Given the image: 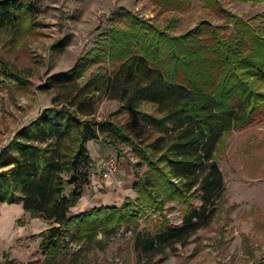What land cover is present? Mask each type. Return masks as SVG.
Masks as SVG:
<instances>
[{"label": "trees", "instance_id": "1", "mask_svg": "<svg viewBox=\"0 0 264 264\" xmlns=\"http://www.w3.org/2000/svg\"><path fill=\"white\" fill-rule=\"evenodd\" d=\"M200 1L214 5L223 22L201 20L172 34L123 9L122 24L101 32L95 46L62 73L58 88L66 89L64 99L43 108L0 149V202L20 203L31 217L48 222L38 233L45 260L56 254L68 230L75 238L88 239L125 218L137 219L146 207L183 204L180 223L164 218L137 232L134 246L145 235L142 241L149 247L203 220L208 204L214 211L223 202L225 186L216 155L225 136L248 124L264 105V15L245 18L221 7L219 0ZM36 11L30 0H0V32L18 40L21 30L32 28ZM105 59L116 63L112 70L77 80L82 67ZM0 74L14 73L0 61ZM103 97L119 102L114 113L136 116L134 137L111 117L94 118ZM91 139L113 146L126 142L146 170H134V198L69 214L90 182ZM193 195L200 198L198 205L191 202Z\"/></svg>", "mask_w": 264, "mask_h": 264}, {"label": "rangeland", "instance_id": "2", "mask_svg": "<svg viewBox=\"0 0 264 264\" xmlns=\"http://www.w3.org/2000/svg\"><path fill=\"white\" fill-rule=\"evenodd\" d=\"M30 1L37 7L32 28L21 30L14 42L0 32V61L14 73L0 74V149L43 108L64 99L66 89L58 88L62 73L95 46L101 32L122 24L123 9L150 18L172 34L193 28L201 20L212 24L224 20L215 13L214 5L206 6L200 0H175L179 6L171 2L167 5L168 0ZM228 2L219 0L226 9ZM230 31L231 26L224 32ZM115 64L106 59L88 64L81 68L77 80L82 83L91 73L109 72ZM118 106L117 100L103 97L96 105L94 118L111 117L134 137L138 129L136 116L127 111L114 113ZM141 107L153 111L150 104ZM101 143L97 156L112 150L107 148L109 143ZM113 147V155L104 158L113 156L117 165L125 162L138 174L146 170L129 144L116 141ZM89 152L94 154L93 147ZM216 156L225 186L223 202L214 211L208 204L203 220L149 247L142 241L145 235L134 246L137 232L142 227L152 229L164 218L178 224L183 204L168 201L160 209L146 207L137 219L125 218L88 239L75 238L70 230L63 232L59 249L47 261L39 247L38 233L49 227L48 222L31 217L20 203L0 202V211L8 207L12 215L3 219L0 227V264H264V105L248 124L225 136ZM90 171L91 177L112 175L105 173L103 161ZM191 202L198 205L200 198L193 195Z\"/></svg>", "mask_w": 264, "mask_h": 264}, {"label": "crops", "instance_id": "3", "mask_svg": "<svg viewBox=\"0 0 264 264\" xmlns=\"http://www.w3.org/2000/svg\"><path fill=\"white\" fill-rule=\"evenodd\" d=\"M226 6L228 10L245 18L253 16L257 13L264 15V1L252 4L251 2L229 0ZM261 19L264 21V17ZM100 145H102V143L99 140L91 139L87 141L88 149H90V146L93 147L94 154L90 155L94 160V165L102 163L105 159L104 157L108 154L113 155L112 150H114V147L108 144L107 148H111L112 150L107 152L105 155L97 156V148ZM95 176L96 175L93 174L90 178L89 184L83 187L80 198L77 203L71 207L69 214H76L80 211L102 204L119 205L126 196L133 197L135 195L132 190V184L136 179L134 170H132L125 162L118 165L117 171L109 177L100 178L99 175ZM13 205L20 204L17 203ZM8 209V207H2L0 211V227L3 219L12 216L10 215Z\"/></svg>", "mask_w": 264, "mask_h": 264}, {"label": "built area", "instance_id": "4", "mask_svg": "<svg viewBox=\"0 0 264 264\" xmlns=\"http://www.w3.org/2000/svg\"><path fill=\"white\" fill-rule=\"evenodd\" d=\"M103 164H104V167H105V173L107 175H110V174H113L117 171V161L116 159L113 157V156H109L107 158H105L103 160ZM177 223H180L181 222V218L179 217V219L176 221Z\"/></svg>", "mask_w": 264, "mask_h": 264}]
</instances>
